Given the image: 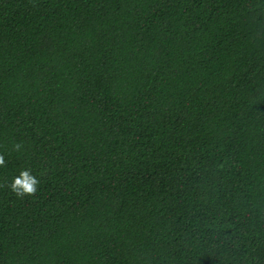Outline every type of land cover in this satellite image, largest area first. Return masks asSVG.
<instances>
[{
  "label": "trees",
  "instance_id": "trees-1",
  "mask_svg": "<svg viewBox=\"0 0 264 264\" xmlns=\"http://www.w3.org/2000/svg\"><path fill=\"white\" fill-rule=\"evenodd\" d=\"M0 155V264H264V0H0Z\"/></svg>",
  "mask_w": 264,
  "mask_h": 264
},
{
  "label": "clouds",
  "instance_id": "clouds-1",
  "mask_svg": "<svg viewBox=\"0 0 264 264\" xmlns=\"http://www.w3.org/2000/svg\"><path fill=\"white\" fill-rule=\"evenodd\" d=\"M21 148V144L15 145L16 151H20ZM3 166H5V159L3 155H0V167ZM39 183L40 180L32 174V170L25 169L20 171L18 176L13 178L10 184V190L20 198H23L25 196H32L37 192Z\"/></svg>",
  "mask_w": 264,
  "mask_h": 264
}]
</instances>
